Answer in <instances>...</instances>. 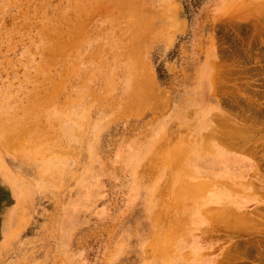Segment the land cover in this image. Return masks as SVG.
I'll list each match as a JSON object with an SVG mask.
<instances>
[{"label":"rangeland","instance_id":"374dc122","mask_svg":"<svg viewBox=\"0 0 264 264\" xmlns=\"http://www.w3.org/2000/svg\"><path fill=\"white\" fill-rule=\"evenodd\" d=\"M75 1L0 0V264H264V0Z\"/></svg>","mask_w":264,"mask_h":264},{"label":"bare ground","instance_id":"6f19581e","mask_svg":"<svg viewBox=\"0 0 264 264\" xmlns=\"http://www.w3.org/2000/svg\"><path fill=\"white\" fill-rule=\"evenodd\" d=\"M76 1H77V0H76ZM76 1H75V2H76ZM80 1H81V0H80ZM89 1H90V0H89ZM137 1L140 2L141 0H137ZM137 1H135V2L137 3ZM77 2H78V1H77ZM96 2H97V1H96ZM109 2H110V0H109ZM135 2H134V0H133V3H130V4H131V5H132V4H135ZM80 3H81V2H80ZM104 3H105V2H104ZM110 3H111V2H110ZM121 3H122V2H121ZM139 4H140V3H139ZM79 5H80V4H79ZM79 5H77V6L79 7ZM82 5H83V4H82ZM114 5H116V4H114ZM114 5H112V7H110V8H113ZM117 5L119 6V10H120V8H121V7H120V3L117 4ZM69 6H70V5H69ZM74 6H76V5H74ZM105 6H107V4H105ZM110 6H111V5H110ZM122 6H123V5H122ZM133 6H134V5H133ZM133 6H131V7H133ZM137 6H138V5H137ZM116 7H117V6H116ZM124 7H125V6H124ZM73 8H74V7H73ZM107 8H108V6H107ZM110 8H108V9H110ZM129 8H130V7H129ZM75 9H76V8H75ZM79 9H80V8H79ZM81 9H82V8H81ZM113 9H114V8H113ZM113 9H112V10H113ZM122 9H124V8H121V10H122ZM127 9H128V8H127ZM140 9H141V8H140ZM117 10H118V8H117ZM119 10H118V11H119ZM124 10H125V9H124ZM108 11H109V10H108ZM148 11H150V10H148ZM151 11H152V10H151ZM121 12H122V11H120V15H121ZM126 12H127V11H126ZM128 12H129V13H128L127 16L130 17L129 14H131V13H130V11H128ZM135 12H136V10L133 12V13H134V16H135ZM139 12H140V11H139ZM163 12H164V11L162 10V12H160V13H163ZM140 13H141V12H140ZM149 13H150V12H149ZM149 13H148V14H149ZM138 14H139V13H138ZM143 14H144V13H143ZM151 14H152V12H151ZM153 14H154V12H153ZM115 15H116V14H115ZM161 15L163 16V14H161ZM112 16H113V15H112ZM143 16L146 17V12H145V14H144ZM147 16H149V15H147ZM151 16H152V15H151ZM154 16H156V15H153V17H154ZM123 17H124V16H123ZM132 17H133V16H132ZM153 17H152V18L150 17V21L153 20V22H154L155 17H154V18H153ZM158 17H160V16L157 15V18H158ZM74 18H75V17H74ZM108 18H109V17H108ZM133 18H134V17H133ZM139 18H140V17H139ZM139 18L137 17V22H136V23H140V19H139ZM163 18L165 19L164 16H163ZM66 19H67V18H66ZM114 19H115V18H114ZM121 19H122V18H121ZM147 19H149V17H148ZM68 20H69V19H68ZM73 20H74V19H73ZM73 20H72V21H73ZM110 20H111V19H110ZM118 20H119V19H118ZM66 21H67V20H66ZM69 21H70V20H69ZM72 21H71V22H72ZM62 22H63V21H62ZM67 22H68V21H67ZM144 22H145V21H144ZM59 23H60V22H59ZM65 23H66V22H65ZM60 24H61V23H60ZM76 24H77V23H76ZM141 24H142V23H140V26L143 27ZM151 24H152V23L149 24V22H148V24L146 23L145 25H148V26L150 27ZM61 25H62V24H61ZM63 25H66V24H63ZM74 25H75V24H74ZM135 25H136V24H135ZM145 25H144L143 28H146V27H147V26L145 27ZM71 26H72V24L70 25V27H71ZM119 26H120V25H119ZM124 26H127V25H124ZM131 26H132V25H131ZM127 27H128V26H127ZM135 27H137V26H135ZM149 27H147V28H149ZM38 28H39V27H38ZM60 28H62V26H61ZM75 28H76V25H75ZM79 28H80V34H81V32H84V31H85V30L82 31L83 29H81V28H83V27L80 26ZM122 28H123V27H122ZM122 28H121V29H122ZM130 28H131V27H130ZM137 28H138V27H137ZM150 28H151V27H150ZM77 29H78V24H77L76 31H77ZM112 29H114V28H112ZM124 29H125V28H124ZM134 29H135V28H134ZM55 30H56V29H55ZM72 30L74 31V29H72ZM72 30H71V31H72ZM122 30H123V29H122ZM144 30H146V29H144ZM156 30H157V29H156ZM46 31H48V29H47ZM66 31H67V30H66ZM69 31H70V30H69ZM126 31H127V30H126ZM126 31H125V32H126ZM136 31L138 32V30L135 29V33H136ZM147 31H148V34H150L149 32L151 31V29H149V30H147ZM154 31H155V30H154ZM157 31H159V30H157ZM63 32H64V31H63ZM77 32L79 33V31H77ZM77 32H76V33H77ZM41 33H42V32H41ZM74 33H75V32H74ZM76 33H75V34H76ZM78 33H77V34H78ZM138 33H139V32H138ZM47 34H48V33H47ZM64 34H65V33H64ZM69 34H70V33H69ZM77 34H76V36H77ZM133 34H134V31H133L132 35H133ZM143 34H144V33H143V30H141L140 34L135 35V36H136V39L141 38L142 36L145 37ZM57 35H58V34H57ZM59 35H60V33H59ZM70 35H71V34H70ZM84 35H85V34H84ZM123 35H124V34H123ZM65 36H66V34H65ZM130 36H131V35H130ZM60 37H61V36H60ZM60 37H59V38H60ZM122 37H123V36H122ZM143 37H142V38H143ZM48 38H49V37H48ZM50 38H51V37H50ZM56 38H57V37H56ZM59 38H58V39H59ZM77 38L79 39V37L77 36V37L75 38L76 41L78 40ZM128 38H129V36H128ZM52 39H53V38H52ZM58 39H57V40H58ZM68 39H69V38H68ZM136 39H135V41H136ZM50 40H51V39H50ZM124 40H125V39H124ZM126 40H127V39H126ZM128 40H129V39H128ZM142 40H143V39H142ZM142 40H138V41H140V42L142 43ZM73 41H74V40H73ZM76 41H75V43H76ZM130 41H131V40H130ZM56 42H57V41H56ZM66 42H67V41H66ZM131 42L133 43L134 40H132ZM136 43L138 44V42H136ZM64 44H65V43H64L62 40H59V41L57 42V49L55 48L56 51H55V49H54V47H53V48H52V49H53V50H52V54L49 55V56H53V53H54V52H55V53H57V52H58V53L63 52V51H62V47L64 46ZM68 44H69V43H68ZM73 44H74V43H73ZM129 44H130V43L127 42V45H129ZM137 44H136V45H137ZM44 45H45V44H44ZM52 45H55V41H54V44H52ZM77 45H78V44H77ZM110 45H111V44H110ZM47 46H48V45H47ZM55 46H56V45H55ZM71 46H72V45H71ZM132 46L135 47L134 44H133ZM44 47H45V46H44ZM44 47H43V48H44ZM48 47H50V46H48ZM66 47H67V46H66ZM66 47H65V48H66ZM119 47H120V46H119ZM74 48H75V47H73V50H74ZM82 48H84V47H82ZM102 48H103V47H102ZM108 48H109V47H108ZM125 48H126V47H125ZM129 48H132V47H130V45H129ZM45 49H46V48H45ZM48 49H51V48H48ZM67 49H68V48H67ZM69 49H70V48H69ZM100 50H102V49H100ZM100 50H98V51L100 52ZM130 50H131V49H130ZM102 51H103V50H102ZM114 51H115V50H114ZM45 52H46V51H45ZM45 52H44V53H45ZM48 52H49V51H48ZM67 52H68V51H67ZM71 52H72V51H71ZM122 52H123V51H122ZM135 52H136V51H135ZM96 53H97V52H96ZM107 53H108V52H107ZM109 53H110V52H109ZM109 53H108V54H109ZM124 53H125V52H124ZM105 54H106V53H105ZM117 54H118V52H117ZM121 54H122V53H121ZM121 54H120V56H121ZM126 54H127V53H126ZM134 54H135V53H134ZM56 55H57V54H56ZM56 55H55V56H56ZM62 55H63V54H62ZM62 55H61V56H62ZM67 55H69V54H67ZM71 55H72V54H71ZM94 55H95V54H94ZM123 55H124V54H123ZM130 55H131V54H130ZM136 55H137V53H136ZM137 56H138V55H137ZM45 57H46V55H45ZM47 57H48V56H47ZM75 57H76V56H75ZM89 57L91 58V56H89ZM131 57H132V55H131ZM48 58H49V57H48ZM52 58H53V57H52ZM79 58H80V57H79ZM94 58H95V57H94ZM97 58H99V57H97ZM127 58H128V57H127ZM54 59H55V57L53 58V60H54ZM69 59H70V58H69ZM72 59H73V58H72ZM92 60H93V59H92ZM92 60H91V61H92ZM95 60H97V59H95ZM132 60L134 61L135 66H137V65H138V62L136 61V59H132ZM48 61H49V59H48ZM69 61H70V60H69ZM123 61H125V60H123ZM123 61H122V62H123ZM45 62H47V61H45ZM65 63H66V62H65ZM72 63H73V62H72ZM128 63H129V62H128ZM130 63H131V62H130ZM143 63H144V61H143ZM70 64H71V63H70ZM72 65H73V64H72ZM130 65H131V64H130ZM40 66H41V65H40ZM65 66H66V65H65ZM70 66H71V65H70ZM119 66H120V65H119ZM48 67H49V66H48ZM67 67H68V66H67ZM146 67H147V66H146ZM131 68H132V67H131ZM64 69H65V68H64ZM147 72H148V71H146V73H147ZM147 74H148V73H147ZM138 75H140V74H138ZM141 76H142V75H141ZM139 78H140V76H139ZM140 79H141V78H140ZM140 79H139V80H140ZM142 80H145V84H144V85H147L148 83L151 82L152 78H150V79H149V78H146V79H145V76H144V77L142 78ZM140 82H141V81H140ZM151 84H152V83H151ZM137 85H140V84L138 83ZM137 87H138V86H137ZM141 87L145 88L144 86H141ZM133 89H134V88H133ZM134 91H135V90H134ZM46 95H47V94H46ZM48 95H49V93H48ZM50 95H51V94H50ZM41 97H42V96H41ZM44 97H45L44 100L46 101V100H47V99H46V96H44ZM39 99H40V98H38V100H39ZM36 101H37V100H36ZM42 101H43V99L41 98V102L38 103V104L36 103L35 105L40 107V104L42 103ZM45 101H43V103H44ZM60 110H61V109H60ZM216 116H217V115H216ZM220 117H221V116H220ZM218 119H219V118H218ZM218 119H217V120H218ZM226 120H227V119H226ZM229 122H230V121H229ZM226 124H229V123H226ZM232 124H233V123H232ZM233 125H234V124H233ZM226 127L229 128V125H227ZM3 128H4V126H3ZM1 130H2V129H1ZM235 130H236V129H235ZM235 130H234L233 128H231L230 130L228 129L225 133H226V135L231 134V133H232L233 135H236L234 132H238V131H235ZM217 131H218V129H217ZM1 133H2V132H1ZM1 133H0V134H1ZM220 134H223V132H222V133L220 132ZM231 136H232V135H231ZM213 137H214V136H213ZM210 138H212V137H210ZM222 138L226 139V140H225L226 142L229 141L228 138H227L225 135H222ZM37 141H38V140H37ZM185 143H186V142H185ZM4 144H6V143H4ZM207 145H208V144H207ZM236 145H237V144H236ZM183 146H184V145H183ZM5 147H6V146H5ZM47 148H48V147H47ZM182 149H183V148H182ZM46 150H47V149H46ZM177 150H178V148H177ZM179 150H180V149H179ZM184 150H185V149H184ZM171 151H172V149H171ZM182 152H183V151H182ZM165 153H166V152H165ZM44 154H45V153H44ZM183 154H185V153H183ZM186 154H187V152H186ZM177 155H178V154H177ZM170 157H171V155H170ZM173 157H174V156H173ZM175 158H176V157H175ZM166 161H167V160H166ZM170 165H171V164H170ZM172 166H174V165H172ZM174 169H175V167H174ZM169 170H170V169H169ZM44 171H46V170H44ZM48 171H49V170H48ZM54 171H55V170H54ZM44 173H45V172H44ZM5 174L9 175V173H5ZM179 174H180V173H179ZM10 176H11V175H10ZM10 180H11V179H10ZM173 181H174V180H173ZM11 182H12V181H11ZM153 186H154V185H153ZM158 187H160V186L158 185ZM212 188H213V187H212ZM199 189H201V186H199L198 184H192V183H191V184H186V185L184 186V188H183V190H184L183 196L186 197V198H188V199H190V201H191V203H192V202L198 200L199 196L201 195V190H199ZM207 189H208V188H207ZM160 191H161V189L159 190V192H160ZM205 191H208V190L205 189ZM212 191H213V190H212ZM151 193H152V192H151ZM207 193H208V192H207ZM157 197H158V196H157ZM203 199H204V198H203ZM195 210H196V209H195ZM226 214H227V213H226ZM223 216H224V215H223ZM226 216H227V218H228V219L226 218L227 220L230 221V219H231V220L235 221V224H236V222L239 221V220L241 219V217H242L241 214L239 213V210L229 212V214H227ZM244 216H245V215H244ZM220 217H221V216H220ZM224 217H225V216H224ZM224 217H223V218H224ZM10 218H11V217H10ZM217 218H218V217H217ZM223 218H222V219H223ZM242 218H243V217H242ZM245 218H246V220H247V217H246V216H245ZM160 219H161V218H160ZM235 219H239V220L236 221ZM220 220H221V219H220ZM227 220L224 219V221H227ZM161 221H162V220H161ZM218 221H219V220H218ZM242 221H244V220H242ZM166 222H167V221H166ZM245 222H247V221H245ZM239 223H240V221H239ZM239 223L237 224L238 226H240ZM247 223H248V222H247ZM249 223H250V222H249ZM249 223H248V224H249ZM166 224H167V223H166ZM166 224H165V225H166ZM232 224H233V223H232ZM240 224L243 225V224H245V223H244V222H243V223L241 222ZM9 225H10V223H9ZM158 225H160V224H158ZM161 225H162V224H161ZM161 225H160V226H161ZM160 226H159V227H160ZM246 226H248V225H246ZM235 227H237V226H235ZM243 227H244V226H243ZM245 228H246V227H245ZM155 229H156V228H155ZM161 229H162V228H161ZM163 230H164V229H163ZM163 230H162V231H163ZM11 233H12V232H11ZM156 233H157V232H156ZM8 234H9V233H8ZM162 234H163V233H162ZM156 235H157V234H156ZM153 237H154V236H153ZM157 237H158V236H157ZM5 238H6V237H5ZM164 239H166V238H164ZM164 241H165V240H164ZM158 243H159V242H158ZM160 244H162V243H160ZM4 246H5V245H4ZM151 248H152V247H149V249H151ZM153 248H154V246H153ZM152 252H153V251H152ZM149 255H150V254H149ZM163 256H164V255H163ZM175 256H176V255H175ZM175 256H173V258H174ZM164 261H165V260H164ZM170 261H171V260H170Z\"/></svg>","mask_w":264,"mask_h":264}]
</instances>
